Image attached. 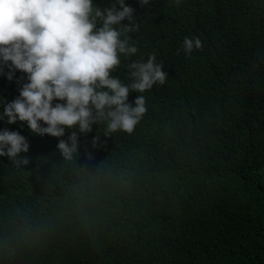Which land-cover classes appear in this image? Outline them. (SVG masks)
I'll return each instance as SVG.
<instances>
[{
  "label": "trees",
  "instance_id": "obj_1",
  "mask_svg": "<svg viewBox=\"0 0 264 264\" xmlns=\"http://www.w3.org/2000/svg\"><path fill=\"white\" fill-rule=\"evenodd\" d=\"M125 4L138 52L112 75L129 83L126 65L155 54L167 80L143 93L131 134L66 129L71 159L57 138L0 120L30 146L27 165L0 157V264H264V0ZM186 36L202 49L177 54ZM7 74L11 102L28 81Z\"/></svg>",
  "mask_w": 264,
  "mask_h": 264
},
{
  "label": "clouds",
  "instance_id": "obj_2",
  "mask_svg": "<svg viewBox=\"0 0 264 264\" xmlns=\"http://www.w3.org/2000/svg\"><path fill=\"white\" fill-rule=\"evenodd\" d=\"M139 3L144 6L149 0ZM134 11L125 0L103 9L93 0H0V75L6 67L9 81L16 71L28 81L17 98L0 101V120L9 125L27 122L32 135L57 138L65 159L79 147L76 131L62 139L66 129L87 134L93 124L105 123L106 136L131 134L147 111L143 93L167 80L155 54L126 65L129 83L112 75L122 58L138 52L128 35L139 28ZM200 49L199 37L186 36L177 54L190 56ZM130 92L141 94L134 105L128 102ZM98 138L92 140L93 147ZM29 147L20 132L0 130V157L15 166L29 163L20 156Z\"/></svg>",
  "mask_w": 264,
  "mask_h": 264
}]
</instances>
